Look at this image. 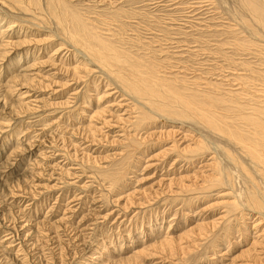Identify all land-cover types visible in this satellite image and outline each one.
I'll list each match as a JSON object with an SVG mask.
<instances>
[{
	"label": "rangeland",
	"instance_id": "rangeland-1",
	"mask_svg": "<svg viewBox=\"0 0 264 264\" xmlns=\"http://www.w3.org/2000/svg\"><path fill=\"white\" fill-rule=\"evenodd\" d=\"M26 1L0 0V264L252 258L264 210L248 198L253 181L264 198V175L241 141L259 140L247 123L264 107V26L250 1L264 0L62 1L93 45L195 100L189 117L127 92Z\"/></svg>",
	"mask_w": 264,
	"mask_h": 264
},
{
	"label": "bare ground",
	"instance_id": "bare-ground-1",
	"mask_svg": "<svg viewBox=\"0 0 264 264\" xmlns=\"http://www.w3.org/2000/svg\"><path fill=\"white\" fill-rule=\"evenodd\" d=\"M62 1L63 0H45L46 7L44 10L41 7V4H39V0H27L24 3L22 9L24 11L30 12L32 8H34V11H36V9L39 10V13L41 15L44 14L45 16L46 15L50 17L52 16L53 19L57 21L58 27H60L59 31L65 37H67L71 43L73 42L76 45L78 44L81 48H84L86 55L91 60H94L95 62L102 64L103 68H105V70L110 75L115 77L117 81H119L122 85L125 86L127 92L135 93L137 96L139 95L140 97L144 96L146 100L148 99L149 105L153 106L156 110L158 111L160 110L165 114L168 113L169 116L177 114V116L179 117H189L190 114L197 112V110L199 109V105H197V102L195 100L191 101L190 98L187 100L180 98L179 94L174 89L175 86L174 83L164 86L161 79L157 78V76L154 75L155 73L153 72L152 73L144 72L146 74L140 73L138 69V64L136 62L133 63L130 62L131 60H129V58L128 57L126 58L125 56H124L125 58H122L119 54H117L118 52L114 53L115 51L114 48L108 47L105 43L101 41L98 42L96 45H93L92 41L91 42L89 41V39L92 40L93 36L92 35L90 36L88 33L84 31V29H81L82 26L85 28V25H83V23L76 18L77 15L74 14L75 12L74 13L72 12L73 10L70 12L69 7L62 4ZM253 2L250 1V6L252 7L253 11L256 13V16L258 17L257 20L259 22V25L261 24L262 26H264V9L262 10L256 9L257 3L255 5V3ZM21 7L22 6L16 8L21 9ZM76 20H79V22L78 21L77 22L79 23V25H81V27L78 28L76 27L77 26V23H75ZM95 40L97 42V39ZM6 44L7 45L9 44V46L11 47L13 46V42L11 41L7 42ZM147 71H151V70H147ZM73 73H75L74 70ZM210 113L211 112L208 107L204 111L203 117L206 118L207 122L210 125H214L219 129L222 128L224 124L223 121L216 119L210 120L209 119ZM254 113L255 115H252L253 114L252 113L248 118L247 124L251 125L252 133L258 135L259 140L256 142L250 139L248 141H241V143L243 149H245L246 154L249 156L250 161H252V163L255 164L256 169L262 175H264V107H262L261 109H257V111ZM137 122L141 123V120ZM251 178L249 177V179ZM250 182H252V180ZM259 188H260L259 185L257 183H254L253 181L252 189L250 187L251 195L248 198V201L250 203L249 206L251 207V209L258 210V213H261V210H264V198L263 195L261 194L262 192L259 193L258 191ZM258 236H260L262 241H255L256 242L255 244H257L255 253L252 256V258L244 262V264H262L259 255L261 256L264 253V232H261Z\"/></svg>",
	"mask_w": 264,
	"mask_h": 264
}]
</instances>
